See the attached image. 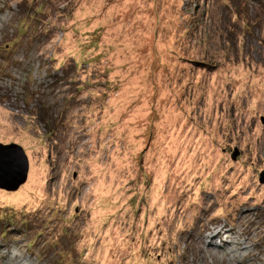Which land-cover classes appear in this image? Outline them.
I'll return each instance as SVG.
<instances>
[{"label":"rangeland","instance_id":"374dc122","mask_svg":"<svg viewBox=\"0 0 264 264\" xmlns=\"http://www.w3.org/2000/svg\"><path fill=\"white\" fill-rule=\"evenodd\" d=\"M0 142V264H264V0H0Z\"/></svg>","mask_w":264,"mask_h":264},{"label":"water","instance_id":"95a60500","mask_svg":"<svg viewBox=\"0 0 264 264\" xmlns=\"http://www.w3.org/2000/svg\"><path fill=\"white\" fill-rule=\"evenodd\" d=\"M238 149L234 148L232 159L237 155ZM29 160L23 147L16 142H0V188L15 190L25 182L28 174ZM259 180L264 182V171Z\"/></svg>","mask_w":264,"mask_h":264}]
</instances>
